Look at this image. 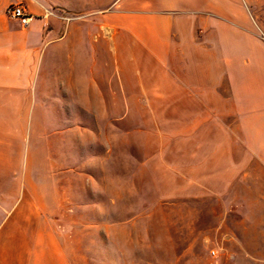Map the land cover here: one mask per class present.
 Masks as SVG:
<instances>
[{"label": "crops", "instance_id": "1", "mask_svg": "<svg viewBox=\"0 0 264 264\" xmlns=\"http://www.w3.org/2000/svg\"><path fill=\"white\" fill-rule=\"evenodd\" d=\"M263 4L0 0V264H70L55 223L77 177L78 107L109 102L111 67L166 107L173 144L149 163L165 196L228 197L246 209L230 215L236 247L264 251Z\"/></svg>", "mask_w": 264, "mask_h": 264}, {"label": "rangeland", "instance_id": "2", "mask_svg": "<svg viewBox=\"0 0 264 264\" xmlns=\"http://www.w3.org/2000/svg\"><path fill=\"white\" fill-rule=\"evenodd\" d=\"M263 5L255 12L264 27ZM110 76L108 103L100 98L92 117L78 107L77 177L55 223L69 263L264 264L249 261L264 251L238 249L230 234V215L243 220L245 207L232 211L228 197L165 196L149 163L173 144L166 107L146 105L131 72L121 82L111 67Z\"/></svg>", "mask_w": 264, "mask_h": 264}, {"label": "built area", "instance_id": "3", "mask_svg": "<svg viewBox=\"0 0 264 264\" xmlns=\"http://www.w3.org/2000/svg\"><path fill=\"white\" fill-rule=\"evenodd\" d=\"M6 13L13 19H17L23 26H26L32 20V15L27 11L23 3H14L6 9Z\"/></svg>", "mask_w": 264, "mask_h": 264}]
</instances>
